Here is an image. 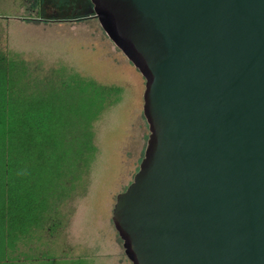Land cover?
Listing matches in <instances>:
<instances>
[{
	"label": "water",
	"instance_id": "95a60500",
	"mask_svg": "<svg viewBox=\"0 0 264 264\" xmlns=\"http://www.w3.org/2000/svg\"><path fill=\"white\" fill-rule=\"evenodd\" d=\"M145 80L112 224L131 264H264V0H89Z\"/></svg>",
	"mask_w": 264,
	"mask_h": 264
},
{
	"label": "rangeland",
	"instance_id": "374dc122",
	"mask_svg": "<svg viewBox=\"0 0 264 264\" xmlns=\"http://www.w3.org/2000/svg\"><path fill=\"white\" fill-rule=\"evenodd\" d=\"M0 50L42 77L63 70L118 90L92 126L95 153L86 174L35 249L51 264H131L111 219L146 149L145 80L104 33L89 0H0Z\"/></svg>",
	"mask_w": 264,
	"mask_h": 264
},
{
	"label": "trees",
	"instance_id": "16d2710c",
	"mask_svg": "<svg viewBox=\"0 0 264 264\" xmlns=\"http://www.w3.org/2000/svg\"><path fill=\"white\" fill-rule=\"evenodd\" d=\"M117 92L63 70L42 77L0 50V264H51L35 247L86 174L92 126Z\"/></svg>",
	"mask_w": 264,
	"mask_h": 264
}]
</instances>
